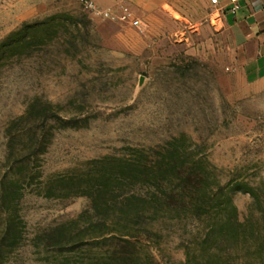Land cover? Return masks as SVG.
I'll list each match as a JSON object with an SVG mask.
<instances>
[{"label": "rangeland", "instance_id": "obj_1", "mask_svg": "<svg viewBox=\"0 0 264 264\" xmlns=\"http://www.w3.org/2000/svg\"><path fill=\"white\" fill-rule=\"evenodd\" d=\"M97 8L0 0V264H264V90L219 9Z\"/></svg>", "mask_w": 264, "mask_h": 264}, {"label": "crops", "instance_id": "obj_2", "mask_svg": "<svg viewBox=\"0 0 264 264\" xmlns=\"http://www.w3.org/2000/svg\"><path fill=\"white\" fill-rule=\"evenodd\" d=\"M96 7L114 10L119 4L135 8L143 16L157 10L172 17L169 9L179 8L180 0H91ZM208 1V0H207ZM221 19L228 27L239 51L240 66L248 84L264 90V0H218Z\"/></svg>", "mask_w": 264, "mask_h": 264}, {"label": "built area", "instance_id": "obj_3", "mask_svg": "<svg viewBox=\"0 0 264 264\" xmlns=\"http://www.w3.org/2000/svg\"><path fill=\"white\" fill-rule=\"evenodd\" d=\"M231 1L234 4H238L239 0H231ZM83 2L85 3L87 8H89L91 10L98 11V8L95 6V4L91 0H83ZM211 2H212V4L214 6L218 5V3H219L218 0H211ZM120 10H122V16H121L122 20H127V19L129 20L130 18H132V14L129 12V8H127L125 6H120ZM105 16L109 17V18H113V19L115 18L111 11L110 12H106ZM130 24L132 26H134L135 28H138V29L141 28V22L138 19L137 20H133V21L131 20Z\"/></svg>", "mask_w": 264, "mask_h": 264}, {"label": "trees", "instance_id": "obj_4", "mask_svg": "<svg viewBox=\"0 0 264 264\" xmlns=\"http://www.w3.org/2000/svg\"><path fill=\"white\" fill-rule=\"evenodd\" d=\"M127 264H129V263H127ZM131 264H138V263H136V262H132Z\"/></svg>", "mask_w": 264, "mask_h": 264}, {"label": "bare ground", "instance_id": "obj_5", "mask_svg": "<svg viewBox=\"0 0 264 264\" xmlns=\"http://www.w3.org/2000/svg\"><path fill=\"white\" fill-rule=\"evenodd\" d=\"M175 16H177L175 13H174Z\"/></svg>", "mask_w": 264, "mask_h": 264}]
</instances>
